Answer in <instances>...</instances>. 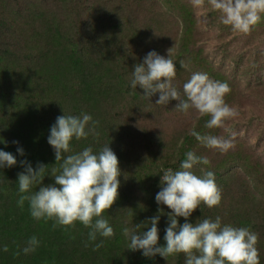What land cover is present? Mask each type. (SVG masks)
I'll return each instance as SVG.
<instances>
[{"label":"trees","instance_id":"trees-1","mask_svg":"<svg viewBox=\"0 0 264 264\" xmlns=\"http://www.w3.org/2000/svg\"><path fill=\"white\" fill-rule=\"evenodd\" d=\"M70 1L62 0L63 11L68 15L76 14L80 6L87 12L105 4L101 0H89L85 2L89 5L85 6L83 2L74 5ZM23 2L0 0V108L17 115L10 117L11 123L0 117V150L12 153L17 159L16 166L0 168V264H184L183 254L166 260L159 255L145 257L141 251H131L129 241L122 234L124 226H143L151 217L160 215V245H164L167 213L171 211L155 200L161 190L158 189L161 179L154 171L151 152L156 150L158 141L150 135L152 129L146 128L145 115L156 116L154 110L167 109L170 103H174L171 106L175 108L178 101L158 105L155 101L159 94L150 100L143 96L141 88L132 89L130 86L135 65L142 63L152 50L160 54L154 46L157 39L150 27L141 28L137 8L131 9L128 5L117 8L130 31L140 33L135 43L138 54H141L138 55L135 48L124 46L120 32L122 21L115 22L110 29L99 28L104 15L108 14L106 7L73 34L67 32L55 16L49 15L50 9L44 5V0L31 8ZM93 25L95 28L91 29ZM112 39H116L115 51ZM170 56L176 63L174 84L182 92L183 86H179L178 79L181 74L186 75L181 62L183 47ZM64 111L74 116L87 113L97 122L99 135L90 136L86 141H74V151L79 152L88 146L98 151L110 144L119 159L123 172L119 197L112 209L105 213L114 229L112 238L98 236L95 242L90 241V230L83 224L77 222L75 227H65L53 220H36L30 215L27 201L23 207L18 204V174L25 170L24 161L30 162L34 169L38 163L49 166L45 175H49L53 167L60 168L61 162L56 161L47 138L56 118L64 115ZM134 127H143L145 137L141 136V131L133 132ZM192 137L188 133L185 135L186 140ZM18 146L23 147L24 156L17 153ZM185 158V154L179 156L178 166L173 161L175 170ZM147 171L152 173L149 178L145 177ZM213 172L222 193L223 185L227 187L225 197L233 196L228 191V181L225 184L222 179L223 173L219 170ZM52 183L51 176L44 178L45 185ZM257 201H248L251 207L243 220L235 217L231 218V223L226 222L227 217L217 213L215 208L202 206L203 211L198 208L189 222L195 224L201 218L214 220L221 215L222 224L249 228L258 235L257 248L261 264H264V201ZM179 220L181 225L185 223L184 218ZM136 230L143 231V228ZM33 236L40 241L39 247L25 254L23 249ZM100 241L103 246L96 249ZM5 247L7 251L3 250Z\"/></svg>","mask_w":264,"mask_h":264},{"label":"clouds","instance_id":"clouds-1","mask_svg":"<svg viewBox=\"0 0 264 264\" xmlns=\"http://www.w3.org/2000/svg\"><path fill=\"white\" fill-rule=\"evenodd\" d=\"M195 2L200 4L201 0ZM208 3L219 11L220 22L231 26L235 32L247 34L264 20V0H208ZM175 64L170 54L164 56L155 50L148 52L143 62L135 65L132 71L131 88H141L143 96L150 100L159 94L155 101L158 105L176 100L175 110L184 114L195 110L200 117H208L204 124L206 129L228 131V122L238 115L225 100L230 92L229 85L211 79L207 73L195 72L183 84L181 92L174 84L177 76ZM96 127L97 122L87 113L58 116L47 139L56 161L61 162L60 168L53 167L51 173L45 175L49 166L38 163L34 169L30 162L24 161L26 167L18 174L17 182L20 193L18 204L23 207L27 201L34 219L53 220L65 227H75L79 222L90 230L88 238L93 242L98 236L106 239L114 236V229L105 218V213L112 209L119 197L123 175L119 159L110 144L98 151L91 146L74 151V141H86L90 136L99 135ZM189 134L201 146L222 153L234 146V133L232 138H225L193 128ZM15 143L19 145V141ZM17 153L24 156L23 147L18 146ZM185 157L179 170L167 169L163 172L161 190L155 196L158 205L171 210L167 213L169 219L164 229L165 244L160 245V215H156L143 226L136 224V228H122L123 236L129 241L128 249L141 251L145 257L159 255L166 260L183 254L184 264H261L258 235L249 228L222 224L220 216L214 220L201 218L195 224L189 222L198 208L203 211L202 206L209 209L220 206L222 192L214 172L201 167L209 165L206 156L189 150ZM16 165V156L0 150V168ZM46 176H51L54 183L45 185ZM37 185L39 187L34 191ZM179 218H184L185 223L181 225ZM139 228L143 231L136 230ZM39 244L37 237H31L23 249L24 253L34 252ZM102 246L103 241H100L95 247L99 249ZM3 250L7 251V248Z\"/></svg>","mask_w":264,"mask_h":264},{"label":"rangeland","instance_id":"rangeland-1","mask_svg":"<svg viewBox=\"0 0 264 264\" xmlns=\"http://www.w3.org/2000/svg\"><path fill=\"white\" fill-rule=\"evenodd\" d=\"M24 1V5H29V8L34 4H41L40 0ZM86 1L89 0L70 2L74 5H81L83 2L88 6L89 2L85 3ZM101 1L105 3L101 8L85 12L80 6V10L72 15L63 11L62 0H44L46 3L44 5L50 9L49 15L55 16L64 29L73 34L78 33L91 16L96 15L95 13L100 14L106 7L108 14L104 15L105 19L99 28L110 29L115 22L122 21L124 24L120 32L125 41L124 46L130 48L136 47L135 43L140 33L130 31V26L125 25L124 16L118 13L117 8L124 5L131 9L137 8V21L141 23L143 29L150 27L153 37L157 39L154 46L161 55L173 56L180 47H183L181 62L186 75L184 73L180 75L179 86H183L190 79L189 75L195 72L207 73L211 79L229 85L230 92L225 100L236 109L238 115L228 122V131L206 129L204 124L208 117H200L195 110L184 114L171 106L174 103H170L167 109L165 107L154 110L157 117L145 115V122L146 128L152 129L150 135L158 141L156 150L151 152L157 176L161 179V175L167 169L176 171V167L172 165L173 161L177 164L179 156H183L189 150L195 151L197 155L206 156L209 165L201 167L205 171H221L225 184L227 181L229 183L228 191L233 193V196L226 198L227 187L223 185L221 204L214 208L217 213L227 217L226 222L231 223V218L235 217L243 220V216L251 207L248 201L251 199L258 200L256 203L264 201V20L255 25L249 33L244 34L222 24L219 11L213 9L208 0H201L200 4H196L195 0ZM92 27L91 29L95 28L94 25ZM111 43L115 51L116 39H112ZM135 52L138 54L136 48ZM12 112L0 108V117L3 116L11 123L10 117L12 115L17 117ZM139 128L134 127L133 132L141 131V136L145 137V134H142L143 127ZM193 128L201 133H211L225 138H232L234 133L232 140L234 146L222 153L217 149L201 146L194 137L186 140L185 135ZM148 155L149 153L145 157ZM197 173L200 174L198 169ZM151 175L152 173L148 171L145 173V177L149 178ZM240 184H244L245 188L244 185L240 187ZM240 188L242 190H239ZM158 189H161V181Z\"/></svg>","mask_w":264,"mask_h":264}]
</instances>
